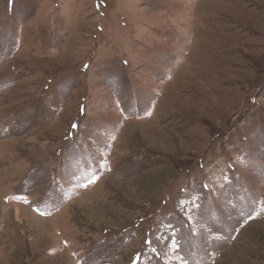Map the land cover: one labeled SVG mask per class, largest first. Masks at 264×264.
<instances>
[{
	"label": "rangeland",
	"instance_id": "374dc122",
	"mask_svg": "<svg viewBox=\"0 0 264 264\" xmlns=\"http://www.w3.org/2000/svg\"><path fill=\"white\" fill-rule=\"evenodd\" d=\"M0 264H264V0H0Z\"/></svg>",
	"mask_w": 264,
	"mask_h": 264
},
{
	"label": "snow or ice",
	"instance_id": "6c2138e0",
	"mask_svg": "<svg viewBox=\"0 0 264 264\" xmlns=\"http://www.w3.org/2000/svg\"><path fill=\"white\" fill-rule=\"evenodd\" d=\"M17 198L20 199V198H22V197H17ZM25 202H27V201H25ZM146 243L149 244V245H151L152 241H146ZM152 250L155 251L154 248H153ZM137 259H139V256L137 257Z\"/></svg>",
	"mask_w": 264,
	"mask_h": 264
}]
</instances>
